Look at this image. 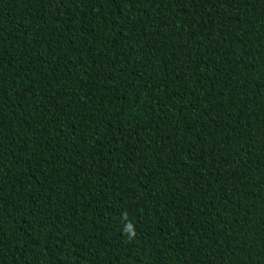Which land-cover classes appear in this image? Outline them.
<instances>
[{
    "label": "trees",
    "instance_id": "trees-1",
    "mask_svg": "<svg viewBox=\"0 0 264 264\" xmlns=\"http://www.w3.org/2000/svg\"><path fill=\"white\" fill-rule=\"evenodd\" d=\"M0 264H264V0H0Z\"/></svg>",
    "mask_w": 264,
    "mask_h": 264
},
{
    "label": "clouds",
    "instance_id": "clouds-1",
    "mask_svg": "<svg viewBox=\"0 0 264 264\" xmlns=\"http://www.w3.org/2000/svg\"><path fill=\"white\" fill-rule=\"evenodd\" d=\"M126 230L130 231V226H126ZM134 234V233H133Z\"/></svg>",
    "mask_w": 264,
    "mask_h": 264
}]
</instances>
